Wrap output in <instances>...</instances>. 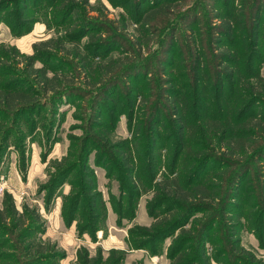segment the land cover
Here are the masks:
<instances>
[{
  "label": "trees",
  "instance_id": "obj_1",
  "mask_svg": "<svg viewBox=\"0 0 264 264\" xmlns=\"http://www.w3.org/2000/svg\"><path fill=\"white\" fill-rule=\"evenodd\" d=\"M72 1L78 0H60V21L71 22L68 24L71 27H67L64 36L60 34L57 38L51 37L35 45L34 54H22L15 45L0 42V159L4 158L14 131L8 125L9 121L17 124L27 117L40 114L47 106L56 108L66 94L92 97L98 94L102 97L101 102L114 105L108 109L105 104L102 103V107L99 103L94 112L95 120L107 113L113 123L118 112L127 113L131 119L136 95L129 97L132 99L127 104L121 102L116 94L121 63L110 57V61H115L116 65L102 64L88 57V53L94 54L95 50L101 49L99 37L89 32H108L110 29H104V22L100 20L88 21L91 27L87 29L75 27L77 20L74 17L69 19L77 8ZM109 1L129 11L131 18L139 23L136 31L141 28V33H149L145 25L154 12L143 16V6L148 0ZM259 1L257 15L250 23L253 44H248L247 52L243 49L240 34L246 22L240 14L241 8H236L233 0H230V12L220 13L218 17L222 30L213 45L218 52L214 50L210 58L202 49V44H192V54L187 63L183 51L178 48L174 57L178 62L176 71H169L167 78V83L172 87L168 93H162L165 106H160V95L161 99L152 101L145 109L149 117H153L152 114L155 117L153 121L148 119L149 128L147 124L144 125L146 134L152 133L154 138L162 137L168 130L162 121L163 113L174 120V141L170 133L164 135L169 145L168 173H162L163 176L153 183L156 176L161 174L158 150L163 147L156 145L154 138L150 139V147L148 142L146 144L145 149L149 148L146 159L137 158L142 122L135 129L133 140L129 141L114 140L111 127L106 128L109 124L99 121L92 128H97L93 139L86 142L83 138L79 146L76 145L77 140L73 139L68 153L60 160L52 161L51 166L54 165L55 171L51 173L49 170L50 183L44 185L46 208L60 186L67 181L71 190L63 195L61 215L64 223L71 224L79 212L81 222L77 224L80 234L88 233L95 238L96 230L105 229L106 201L97 189L96 176L88 162L91 151H95L94 163L104 167L109 178L116 177L121 182L118 174L120 168L131 184L128 194L123 183L120 184L121 191L117 198L110 194V203L115 211L133 210L138 194L152 192L149 212L156 220L149 226L130 229L128 241L133 236L130 242L134 247L146 249L148 255L154 256L158 253L157 244L178 233L167 249L170 264H196L198 258L202 260L201 264H211V259L217 264H258L255 254L245 250L236 236L235 239L232 237L238 229L250 231L257 238L258 247L264 248V182L259 186L261 200L254 206L253 193H257L258 187L252 190V179H249L250 174L257 171V165L260 162L264 164V76L255 63L259 60L257 51L262 37L260 19L264 17V2ZM151 2V5L160 3L162 7V4L168 6L172 0ZM28 4L29 0H0V22L4 20L12 31L16 26L27 27L30 20ZM82 4L86 7L88 0H82ZM14 5L20 6L17 17L16 13L10 11L6 18H2L3 11ZM89 6L91 11L98 10L100 17L106 19L105 14L101 13L103 6ZM16 18L23 23H17ZM74 30H77L76 33ZM87 34L88 43L82 45L80 40ZM230 35L239 36L240 39H236L242 47L228 48L224 40H233ZM171 37L169 43L174 38ZM134 42L142 47L140 42ZM68 43L71 48H68ZM58 52L75 59L72 61L73 68L68 64L62 65L66 59L59 57ZM165 53L173 55L170 45ZM52 57L58 58V61L52 60ZM38 60L43 62L42 67L35 66ZM19 64L24 65L26 74L19 75V69L15 66ZM68 71H72L70 77L64 75ZM32 79H35L34 82ZM84 86L91 89H84ZM130 92L126 90L128 95ZM47 94L48 98L43 100L42 96ZM143 94H146L145 88ZM159 127L164 133L157 131ZM75 147L79 149L75 150ZM261 169L258 173L264 177V168ZM241 192L245 193L247 209L242 206L244 199ZM157 207L161 208L162 215L153 214ZM198 213L201 216L195 217ZM219 213H224L228 218L224 221V231L231 236L229 244L234 250L230 260L224 255L226 249L221 247L222 236H219L221 233L217 225ZM191 218L190 226L184 228ZM45 232L46 225L38 208L25 203L20 210L12 193L5 192L0 200V264H60L66 254L58 249L56 243L42 239ZM194 244L195 253L188 252ZM207 244L213 248L210 254L206 251ZM127 253L125 249L110 248L103 258L100 250L90 255L86 248L81 247L77 250V264H124Z\"/></svg>",
  "mask_w": 264,
  "mask_h": 264
},
{
  "label": "rangeland",
  "instance_id": "obj_2",
  "mask_svg": "<svg viewBox=\"0 0 264 264\" xmlns=\"http://www.w3.org/2000/svg\"><path fill=\"white\" fill-rule=\"evenodd\" d=\"M96 1L97 0H88V5H86V7L82 4V0L72 1L77 8L69 19L74 17L77 20L75 25L77 28L85 27L87 29L91 27V25L87 24L88 21L100 20L104 22V29H110L108 32L105 30L101 32H89L95 37H99L101 49L95 50L94 54L88 53V57L91 61L102 64L112 65L113 63V65H116L115 61H110V57L116 58L118 64L121 63L118 70L119 74H117L120 78L116 94L119 96L121 102H127V104L132 99H129V97H133V94L134 96L136 95L131 119L127 113H119L116 111L118 113H115L116 120L113 123L108 118L107 113H103L100 119L95 120L94 112L99 103L105 104L108 109L114 107V105L108 102H101L102 97L98 94L94 95V97L86 94L76 95L77 97L72 94H66L61 98L62 102H60L56 108L47 106L39 112L40 114L27 117V119H23L17 124H15L14 121H9L8 125L10 124V127H13L14 131L5 149L4 158L0 159V183L4 186L3 192H0V200L3 198L5 192H10L14 196L20 210L23 209V204L25 203H28L32 207H37L43 216L46 228L50 226L51 233L55 227H53L52 221L54 220L56 206L58 203L60 204V217L63 221L61 215L63 195L68 194L71 190L69 182H64L57 190L50 203H48V209L46 208L47 202L44 185L50 183L49 170L51 173L55 171L54 165L51 166L52 161L60 160L68 153L73 139L77 140V146L80 145L83 138L86 142L93 139V134L96 135L97 128H92L96 127L99 121L107 125L109 124L106 128L110 129L109 127H111L114 140L125 139L129 141L133 140V133L142 122L143 131L140 135L141 145L137 158L142 157L146 159L149 152V148L145 149L146 144L148 142L149 145L150 139H153L154 136L152 133L146 134L144 125L148 123V119L153 121L155 117L152 113L151 116L153 117H149L145 109L149 107L152 101L159 100L162 97L164 98L165 96L162 93H168V89L172 87L167 83V78H169V71H176L175 67L178 62L174 59L175 53L178 48H181L188 63V57L192 54L190 50L191 45L200 46V44H202V49H204L206 55L209 54L211 58L215 50L213 47L215 38L221 34L220 31L222 30L221 21L218 20L219 14L228 13L231 8L229 4L230 0H172L171 3H168V6L162 4V7L160 3L151 5V0H148L143 6V16L150 12H154V15L151 16L152 19L148 24L145 25L148 26L149 33L146 32V34H143V32L141 33V28L136 31L139 23L131 18V14L125 7L119 4L113 5L109 0H99V3H96ZM233 2L236 8H241L240 14L242 15V19L246 22V27L240 34L244 46L243 49L247 52L249 50L247 46L249 43H252L253 35L250 23L252 18L257 15L256 8L260 1L233 0ZM262 2H264V0H262ZM90 4H94L101 8L103 6L104 9H102L103 11H101V13H103V15L105 14L106 19L100 17L98 10L91 11ZM60 5V0H29L28 14L30 20L28 26L25 28L16 26L15 31H12L4 20L1 21L0 42L15 45L20 53L32 55L35 53L34 46L41 41L48 40L51 37L57 38L60 34L64 36L67 32V27H71V25H68L71 22L66 21L62 23V21H60ZM19 7L20 6L14 5L12 8L3 11L2 18H6V15H8L10 11L16 13L17 17V9ZM17 23L23 22H19L17 19ZM259 29L262 37L258 44L259 50L257 51L259 60L255 63L259 65L260 72L264 76V17L260 19ZM76 31L77 30H74L75 33ZM171 35L174 36V38L172 39V43H169L172 38ZM229 37H232L233 40L227 42L224 40L228 48L242 47L237 41V39H240L239 36L230 35ZM88 40L87 34V36L81 38L80 43L82 45L87 44ZM134 41H136V43L140 42L142 47L139 45L136 46ZM245 42H247L246 45ZM168 45H170V50L173 55L165 53V49ZM67 46L71 48L70 43H68ZM58 55L66 59V63L62 62V65L68 64L69 67L73 68L72 61L75 60L74 58L65 56L63 52H58ZM47 58L48 56L46 54V59ZM52 60L58 61V58L52 57ZM47 64L51 66L48 61ZM15 66L19 69L20 76L21 74H26L24 73L23 64ZM35 66L42 67L43 62L38 60ZM71 73L72 71H68L64 73V75L70 77L69 75ZM34 80L32 79L33 82ZM181 81H184L183 78H181ZM144 88L146 89V94H143ZM84 89H91V87L84 86ZM126 90L128 92L131 90V94L128 95ZM49 94L43 95L42 99L48 98ZM163 98L160 100V106L164 107L165 102ZM88 113L89 118H87ZM262 113H264V110H262ZM162 121L163 124L168 126V130L164 133L162 128L159 127L157 131L164 134L162 137L154 138V140L156 139V145L163 147L158 150L160 151L161 174L159 173L156 176L153 183L157 182L163 174L168 173L169 145L167 144L168 138L164 137V135L170 133L173 136L175 127L174 120L167 113H163ZM0 122H2V120H0ZM148 124L147 128H149L150 125ZM172 140L174 141V136ZM150 146L151 144L148 147ZM75 148V150L79 149L78 147ZM95 155V151H91L88 162L96 176L97 189L102 193L106 201L107 214L108 210L113 213L114 222L112 225L113 227L110 229L112 232H117L118 229L123 230V232H117L120 235L117 236L121 237L123 233H126L124 239L125 243L117 244L107 239L110 234H108L109 227L107 225V218L105 221V229L96 230L95 238L88 233L80 234L78 230V224L81 222L79 212H77L75 220L71 224L66 225L63 221L66 232L73 226L72 230L76 235L77 239H75L78 245L71 243L69 239L64 240L59 234L55 236V240H52V238H47L46 240H51L53 243H56L58 249L65 252V257L68 254H74L72 250L74 248L76 249L75 257L73 256L68 262L67 259L62 261L64 257L60 260V264H77V250L81 247L83 249L86 248L90 255H95L96 252L100 250L103 258L106 257L108 251L103 249L101 245L96 244V246H90V248L88 245V241L96 243L102 238L108 240L107 244L110 243L111 248L125 249L128 251L127 257L129 258L130 256V258L128 259V263L124 262V264H155L152 262L151 255H148L146 249L133 246L130 242L133 236H130V240L128 241L130 229H135L137 226H149L156 220L154 216L150 214L151 212H149V201L152 197V192L141 195L138 194L135 206L133 210H131L132 212L124 209L123 211H120V209V212L115 211L110 203V194L112 193L113 196L117 198L121 191L119 189L120 184L123 183L125 185L124 189L126 192L130 189L131 184L124 178V173L120 168L118 169V174H120L119 177L122 178V180H120L121 182H119L116 177L109 178L104 167L94 163ZM256 168L257 171H253L249 176V179H252L250 188L253 190L256 186L258 187L257 193H253V196H255L252 200L254 206L261 200L259 199V186L264 182V177H261L258 172L262 170L261 168H264V164L260 162V165H257ZM172 175L174 176L175 173ZM241 193L244 199L242 200V206L247 209L245 193ZM115 200L116 199H114V201ZM126 203L128 204V200ZM257 209L256 207L255 211H257ZM153 214L162 215L161 208H155ZM200 216V213L195 215V217ZM217 218V225L221 233L219 236H222V240L220 241L222 243L221 247L226 249L224 255L230 260L234 250L229 244L231 236L224 231V221H227L228 218L225 217L224 213H219ZM192 219L193 218L189 219V222L184 228L190 226ZM100 231L101 236H98ZM177 235L179 234L177 233L171 238H165L162 242L157 244V255H164L167 260L166 264L171 263V259H169L167 255V249ZM235 236L239 239V244L244 247L245 250L255 254L256 259L259 260L258 264H264V248L258 247V240H256L257 238L252 232L238 229L232 238L235 239ZM59 237H61L60 241ZM195 247L196 244H194V247L188 250V252L195 253ZM212 249L211 245H206L208 254L212 252ZM197 262L196 264H201L202 260L198 258ZM210 263L217 264L212 259Z\"/></svg>",
  "mask_w": 264,
  "mask_h": 264
},
{
  "label": "crops",
  "instance_id": "obj_3",
  "mask_svg": "<svg viewBox=\"0 0 264 264\" xmlns=\"http://www.w3.org/2000/svg\"><path fill=\"white\" fill-rule=\"evenodd\" d=\"M102 175L104 176V173L102 172ZM99 180V179H98ZM57 208H56V210H55V212H54V220L52 221V223H53V227H54V229H53V231H52V233H51V230H50V226H48L47 228H46V232L42 235V239H47V238H52V240H55L56 239V235L57 234H59V235H61V237L64 239V240H67V239H69V241L71 242V243H74V244H76V245H78L77 243H76V235H75V233L73 232V230H72V228H73V226L70 228V230L68 231V232H66V229H65V226H64V224H63V221H62V219H61V217H60V204L58 203L57 204V206H56ZM51 222V221H50ZM113 222H114V218H113V213H112V211H109L108 210V214H107V225H108V227H109V229H108V234H109V237L107 238L108 240H110L111 242H113V243H117V244H119V243H125L124 242V239H125V236H126V233H123V235L121 236V237H118L117 235H119V233H117V232H120V231H122L123 232V230H121V229H118V231L117 232H112V230L110 229V228H112L113 226ZM55 224V225H54ZM114 229V228H113ZM115 230V229H114ZM101 231L99 232V235L98 236H101ZM66 236H68V237H66ZM75 236V237H74ZM120 236V235H119ZM61 237H59V241H60V238ZM70 238H71V240H70ZM76 238V239H75ZM107 239H99V241H97L96 243H93V242H89L88 241V245H89V248H90V246L91 247H94V246H96V244H99V245H101L102 246V248L103 249H105L106 251H108L110 248H111V245H110V243H108L107 244V242H108V240ZM257 240V239H256ZM258 245V244H257ZM123 248V247H122ZM91 250V249H90ZM73 253L74 254H68L64 259H62V261H65L66 259H67V262L74 256L75 257V252H76V249L74 248L73 250ZM127 256H128V254H127ZM126 256V257H127ZM151 257V259H154V261H152V262H154L155 264L157 263V264H166L167 263V260H166V258L164 257V255H154V256H150ZM129 258H130V256H129ZM128 257L127 258H125V262H127L128 263V259H129Z\"/></svg>",
  "mask_w": 264,
  "mask_h": 264
},
{
  "label": "built area",
  "instance_id": "obj_4",
  "mask_svg": "<svg viewBox=\"0 0 264 264\" xmlns=\"http://www.w3.org/2000/svg\"><path fill=\"white\" fill-rule=\"evenodd\" d=\"M3 190H4V186L1 185V183H0V192H3ZM152 260L154 261V259H152Z\"/></svg>",
  "mask_w": 264,
  "mask_h": 264
}]
</instances>
